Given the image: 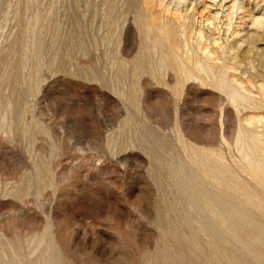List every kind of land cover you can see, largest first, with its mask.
Returning a JSON list of instances; mask_svg holds the SVG:
<instances>
[{
    "label": "rangeland",
    "instance_id": "374dc122",
    "mask_svg": "<svg viewBox=\"0 0 264 264\" xmlns=\"http://www.w3.org/2000/svg\"><path fill=\"white\" fill-rule=\"evenodd\" d=\"M264 0H0V264H264Z\"/></svg>",
    "mask_w": 264,
    "mask_h": 264
},
{
    "label": "bare ground",
    "instance_id": "6f19581e",
    "mask_svg": "<svg viewBox=\"0 0 264 264\" xmlns=\"http://www.w3.org/2000/svg\"><path fill=\"white\" fill-rule=\"evenodd\" d=\"M264 24V23H263Z\"/></svg>",
    "mask_w": 264,
    "mask_h": 264
}]
</instances>
